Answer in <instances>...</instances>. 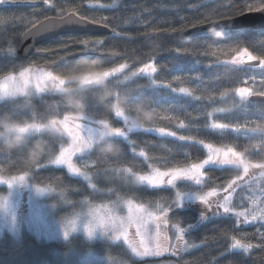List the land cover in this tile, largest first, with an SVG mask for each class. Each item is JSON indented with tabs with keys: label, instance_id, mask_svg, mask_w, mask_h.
Returning a JSON list of instances; mask_svg holds the SVG:
<instances>
[{
	"label": "trees",
	"instance_id": "16d2710c",
	"mask_svg": "<svg viewBox=\"0 0 264 264\" xmlns=\"http://www.w3.org/2000/svg\"><path fill=\"white\" fill-rule=\"evenodd\" d=\"M264 8V0H5L0 3V79L25 66L45 68L58 75L77 61L102 59L107 70L125 64L126 72L112 76L109 85L133 98L145 99L155 109L153 122L124 137H114L122 152L114 157L100 156L95 150L81 156L88 161L89 180L72 176L65 168L47 165L58 155L63 140L41 133L28 137L27 145L8 150L0 145V176L27 175L34 185L49 188L54 215L64 220L84 205L131 201L149 207L162 206L170 228H182L188 250L177 256L138 260L121 245H109L107 253L116 264H264V221L242 227L234 214H214L217 207L203 204L177 206V193L205 195L213 190L219 201L228 184L241 172L234 167H209L199 185L180 181L172 187L148 188L132 181L134 175L152 170L170 172L203 162L211 144L232 148L252 164H264V103L241 98L248 88L252 95H264V30L243 29L187 40L186 32L195 26L235 18ZM74 13L108 27L110 35H64L40 44L27 60L17 56L21 37L46 18ZM100 41V43H97ZM251 56L256 67L236 62ZM251 60H248V62ZM145 64L152 75L130 77ZM125 76L129 78L126 80ZM60 78V77H59ZM181 89H187L181 92ZM98 89L72 86L73 95H83L86 117L105 120L111 127L124 129L122 119L108 112L96 96ZM51 91L17 97L0 104V115L9 114L26 124L47 123ZM79 115L63 112L59 118ZM213 123L227 124L214 129ZM159 129H163L161 133ZM239 129V132L235 131ZM174 134V135H170ZM180 137L188 139L181 140ZM47 142L39 162L30 160L27 149L36 139ZM202 142V143H201ZM143 153V155H141ZM253 199L250 188L239 189L235 211H248ZM217 203V202H216ZM251 247L237 249L234 239ZM3 264H37L51 253L92 248L79 237L66 242H42L24 231L21 238L3 244ZM93 247H98L95 245Z\"/></svg>",
	"mask_w": 264,
	"mask_h": 264
},
{
	"label": "rangeland",
	"instance_id": "374dc122",
	"mask_svg": "<svg viewBox=\"0 0 264 264\" xmlns=\"http://www.w3.org/2000/svg\"><path fill=\"white\" fill-rule=\"evenodd\" d=\"M251 56L244 57L241 55L236 62L243 63L248 60L252 61ZM128 67L124 68L121 72L115 73L112 76H116L126 72ZM139 70V69H138ZM136 72V76L140 75H149ZM41 72H50L45 68L25 66L20 71L5 76L0 79V90H7L12 88L14 84L23 83L25 80L28 81V86L24 92H18L13 96H6L0 99V104L12 100L17 97L24 96H34L40 95L49 90V84L46 85V88L43 92L37 91L35 85L37 83V75ZM132 72V73H133ZM21 73H24V76L21 77ZM130 74V77L132 76ZM151 73L150 75H152ZM111 76V77H112ZM60 78L52 75L50 80H59ZM252 91L248 88L241 89L238 92V95L241 98L249 99L252 96ZM83 120V121H82ZM88 120H93L89 117L84 116L83 119L79 115H71L59 118L58 124L60 129L64 133V136L61 137L63 143L61 149H67L70 145H73V140L68 136V133L71 128L82 121V124L89 126L90 122ZM53 123H56L57 120H52ZM46 123H30L29 126H32L36 129H41L39 132H34L29 136L46 133L43 131V127ZM95 126V125H94ZM127 125H125L124 130H126ZM103 127L99 129L102 130ZM113 131V129H111ZM135 131V130H133ZM132 132V131H131ZM129 132V133H131ZM128 133V134H129ZM164 133V132H163ZM78 150L82 152L76 153L72 157V163L80 169V173L71 172L67 165H55L48 162L47 165L54 167L65 168L68 173L72 176L82 177L86 180H89L88 168L90 163L85 160H81V156L86 155L91 150H86V144H76L74 145ZM60 149V151H61ZM222 150H227L224 148H219ZM60 151L58 155L60 154ZM56 155L54 159L58 156ZM209 155V152H208ZM208 155L206 159L208 158ZM244 165H249V174L244 176L243 166L235 165H217V167H234L238 168L241 172L240 180L236 181L234 185V190H226V192L220 197L221 203L223 202V197L228 196L230 199V207L233 208L234 198L236 197L239 189L241 188H250L251 194L257 193V195H264V175H262V170L259 168L253 167L246 158L242 155ZM53 159V160H54ZM205 159V160H206ZM202 163V162H200ZM215 165H206L201 172L203 173L200 178V183L204 180L205 169L209 167H214ZM186 167V168H190ZM185 169V168H182ZM176 169V170H182ZM152 170L147 175H134L132 181L136 184L146 186L148 188H162V187H174L177 182L185 181L190 182L193 185H199L196 183L195 179H189L183 176H178L177 179L173 182L172 185L167 184V181L171 179V176H165L164 183L150 185L147 182H140L138 180L139 176H150L153 175ZM174 171V170H172ZM171 172V171H170ZM86 174V175H85ZM23 176L24 180L20 181L19 177ZM15 177H2L0 176V245L15 243L19 237L21 238L22 233L27 231L32 234L38 241L42 242H66L72 237L81 238L85 244L91 245L92 248H86V251L82 252L76 249L69 250L67 252H56L51 253L50 256L43 260H39L37 264H116L114 260L111 259L107 249L109 245H121L127 249L129 254L138 260H147L155 258H163L166 256H177L178 254L188 250L185 246L184 239H177L178 236H183V232L178 231V228L171 229L167 223L168 212L162 206L149 207L145 205L136 204L131 202L133 208L140 207L142 210H147L153 214V218L144 216V221L146 223H138L136 220L135 212L133 214L129 213V201H122L118 203H107L101 205H84L82 209L76 214L70 216L64 220L56 219L54 215V207L49 203V199L54 195L53 191L49 188L39 187L31 183L27 175H21ZM8 183H11L12 186L9 187ZM36 189H42L43 192H38ZM201 195L197 194H182L180 201V208L187 207L191 204H203L198 199ZM217 196V195H216ZM214 196H209V203L203 204L207 209H211L214 205L217 207V201H210ZM177 201V200H176ZM255 209L254 214H258L260 211H264V201L261 202L260 199H253L251 207L248 211ZM218 211V209H215ZM221 212H223L222 209ZM248 211H233L231 214L236 212H248ZM236 216V215H235ZM238 220L243 224L242 227L250 226L255 223L256 220L252 221L251 217L247 223L244 221V217H237ZM103 222L100 227H97L94 230L92 236L87 234L86 226L89 222L93 224H98ZM138 230L143 235H138ZM65 232L68 233L65 236ZM159 232V235L157 233ZM167 236V241H164V237ZM144 239L145 244L150 250V254L144 255V246L141 245V239ZM160 244V248L157 249V244ZM98 245V247H93ZM241 250L240 248H237ZM159 251V255L155 254ZM4 262V261H3ZM0 262V264H3Z\"/></svg>",
	"mask_w": 264,
	"mask_h": 264
},
{
	"label": "clouds",
	"instance_id": "9594fccd",
	"mask_svg": "<svg viewBox=\"0 0 264 264\" xmlns=\"http://www.w3.org/2000/svg\"><path fill=\"white\" fill-rule=\"evenodd\" d=\"M59 80L50 82L49 90L58 97L51 102L50 117H55L53 123L50 118L44 125L45 131L51 137H63L64 133L58 124L63 112L78 113L81 119L87 114V105L83 95H73L72 86L81 90L98 89L96 93L99 102L103 103L106 110L114 116L127 117V127L133 130L143 129L154 121L156 112L143 98H133L128 93H122L119 89L109 85L112 74L103 66L102 59H83L77 61L69 68L63 70ZM17 93H4L0 90V99L13 96ZM108 126L103 127L90 142L86 143V150H95L100 156L114 158L122 152V147L114 137L116 133ZM41 129L33 128L23 120H18L5 113L0 115V145L8 150L21 148L27 145L28 137ZM47 142L36 139L27 149L30 160L39 162L45 154Z\"/></svg>",
	"mask_w": 264,
	"mask_h": 264
},
{
	"label": "snow or ice",
	"instance_id": "6c2138e0",
	"mask_svg": "<svg viewBox=\"0 0 264 264\" xmlns=\"http://www.w3.org/2000/svg\"><path fill=\"white\" fill-rule=\"evenodd\" d=\"M5 2V0H0V3ZM97 43H100V41H97ZM262 64L264 62L261 61ZM124 68H126L125 64H121L117 68H112L110 70V73L114 75L115 73L121 72ZM139 73L143 74H151L156 72V67L153 66L152 64H145L142 68H140ZM51 72H41L39 75H37V83L35 85V88L37 91L43 92L46 88V85H48L50 82H54V80H50L52 77ZM137 73L133 72L132 76H136ZM24 76V73H21V77ZM129 77L125 76V79L127 80ZM28 86V81L25 80L22 84L17 83L12 86V88L3 90L4 93H8L11 91L12 93H18V92H24L25 89ZM181 92H186L187 89H181ZM117 118H120L123 120L124 124L127 125V117L122 116V115H117L115 116ZM83 121V120H82ZM82 121L74 126V128H71L68 136L72 138L73 140V145H70L69 148L67 149H61L60 154L56 157V159L52 160L51 163L55 165H67L68 169L73 172V173H80V169L77 168L73 163H72V157L76 153L82 152L81 150H78L74 145L76 144H86L91 141V139L99 132V129L101 127H106L108 126V122L105 120H88L90 122L89 126H85L82 124ZM95 125V126H94ZM212 128L214 129H225L228 127L227 124H219V123H213L211 125ZM113 132L116 133V137H124L127 139L128 133L131 132V129L126 127V130L120 128V127H112ZM161 133H163V129H159ZM235 131L239 132V129H235ZM174 135V134H170ZM181 140L188 139L186 137H180ZM202 143V142H201ZM205 147L208 149L209 155L206 160H204L202 163H197V164H192L190 168H185L182 170H174L171 172H160L159 170L153 171V175L150 176H139L138 180L140 182H147L150 185H155V184H162L164 183V177L165 176H171V179L167 181V184L172 185L173 182L177 179L178 176H183L189 179H195L196 183L199 184L200 181V176L203 174L201 172V169H203L206 165H235L237 167L243 166V174L244 176H247L249 174V165H244L242 162L244 161L242 158V154L235 151L232 148H227V150H222L219 148H214L211 144L205 145ZM143 155V153H141ZM255 168H259L262 170V175H264V164H256L253 165ZM86 175V174H85ZM243 177L238 176L237 180L242 179ZM20 181L24 180V177L21 176L19 177ZM236 184V181H232L231 183L228 184V190H234V185ZM9 187L12 186L11 183H8ZM38 192H43L44 190L42 189H36ZM177 204L180 206V201L182 198L181 193H177ZM217 193L215 190L212 192H209L205 195L200 196L198 199L200 202L203 204H208V197L209 196H216ZM217 209H222L224 214H228L234 211L232 207H230V199L228 196L223 197V202L217 201ZM135 212L136 214V220L138 223H146L144 221V216H147L149 218H153V214L151 212H147V210H142L140 207H136L135 209L133 208L131 202L129 201V213L133 214ZM256 212L255 209L248 211V212H236L235 215L237 217H244L245 223L248 222L249 217H251L252 221L256 220H261L264 221V211H260L258 214H254ZM214 214H219L217 211ZM103 224V222H99L98 224H93L89 222V224L86 226L87 234L89 236H92L94 233V230L97 227H100ZM178 231L181 233L184 231L182 228H178ZM138 235H143L139 230L137 232ZM68 233L65 232V236H67ZM159 235V232L157 233ZM262 236H264V233H261ZM177 239H183V236H178ZM233 247L234 248H240L244 249L245 251L247 248L251 247V245H244L241 243L240 240H237L235 238ZM164 241H167V236L164 237ZM141 245L144 246V255L150 254V250L148 249L147 245L145 244L144 239L142 238L140 241ZM160 248V244H157V249ZM155 254L159 255V251H157Z\"/></svg>",
	"mask_w": 264,
	"mask_h": 264
},
{
	"label": "water",
	"instance_id": "95a60500",
	"mask_svg": "<svg viewBox=\"0 0 264 264\" xmlns=\"http://www.w3.org/2000/svg\"><path fill=\"white\" fill-rule=\"evenodd\" d=\"M243 29L264 30V8L247 12L241 16L214 21L190 28L185 36L187 40L221 32H233ZM112 31L103 25L83 19L74 13L61 18L51 17L28 30L20 39L17 46V56L23 60L29 59L37 46L57 39L64 35H110ZM247 67H256L260 61H249ZM251 101L264 103V95H252ZM4 251L0 246V259Z\"/></svg>",
	"mask_w": 264,
	"mask_h": 264
}]
</instances>
